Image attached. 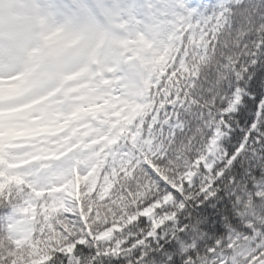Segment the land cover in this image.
Instances as JSON below:
<instances>
[{"label": "snow or ice", "instance_id": "6c2138e0", "mask_svg": "<svg viewBox=\"0 0 264 264\" xmlns=\"http://www.w3.org/2000/svg\"><path fill=\"white\" fill-rule=\"evenodd\" d=\"M0 0V264H264V0Z\"/></svg>", "mask_w": 264, "mask_h": 264}, {"label": "rangeland", "instance_id": "374dc122", "mask_svg": "<svg viewBox=\"0 0 264 264\" xmlns=\"http://www.w3.org/2000/svg\"><path fill=\"white\" fill-rule=\"evenodd\" d=\"M10 8H11V10L13 12H17L18 11L17 0H11Z\"/></svg>", "mask_w": 264, "mask_h": 264}]
</instances>
